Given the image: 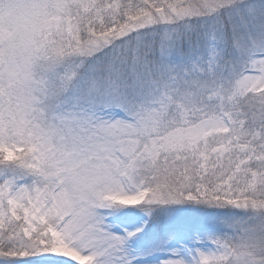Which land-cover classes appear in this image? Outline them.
<instances>
[{"label":"snow or ice","instance_id":"snow-or-ice-1","mask_svg":"<svg viewBox=\"0 0 264 264\" xmlns=\"http://www.w3.org/2000/svg\"><path fill=\"white\" fill-rule=\"evenodd\" d=\"M0 264H264V0H0Z\"/></svg>","mask_w":264,"mask_h":264}]
</instances>
